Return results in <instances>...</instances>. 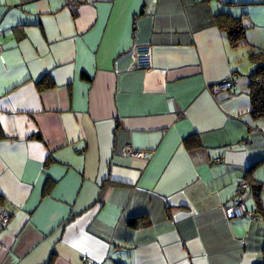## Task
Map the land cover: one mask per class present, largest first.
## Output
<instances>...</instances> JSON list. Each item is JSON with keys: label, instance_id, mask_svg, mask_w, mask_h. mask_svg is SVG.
I'll return each mask as SVG.
<instances>
[{"label": "crops", "instance_id": "obj_1", "mask_svg": "<svg viewBox=\"0 0 264 264\" xmlns=\"http://www.w3.org/2000/svg\"><path fill=\"white\" fill-rule=\"evenodd\" d=\"M0 44V264L264 262V0H0Z\"/></svg>", "mask_w": 264, "mask_h": 264}, {"label": "trees", "instance_id": "obj_2", "mask_svg": "<svg viewBox=\"0 0 264 264\" xmlns=\"http://www.w3.org/2000/svg\"><path fill=\"white\" fill-rule=\"evenodd\" d=\"M77 1V0H76ZM75 1V2H76ZM74 2V3H75ZM217 24L221 27L227 34L230 44L233 47H238L246 42V28L244 27L242 20L240 18L233 17L227 14H221L217 17ZM251 59L257 64L254 71L251 73V104L252 110L251 114L255 118H264V53L255 52L251 54ZM0 137H2V131L0 128ZM189 145V143H187ZM262 161V160H261ZM260 162V161H259ZM256 162L251 167V171L259 163ZM255 193L257 194V203L259 207V212H261V198L259 196L261 187L258 185L254 186ZM263 209V208H262ZM133 226L138 224L135 220H130ZM264 254V250H263ZM116 264H122L116 262ZM260 264H264L260 263Z\"/></svg>", "mask_w": 264, "mask_h": 264}, {"label": "built area", "instance_id": "obj_3", "mask_svg": "<svg viewBox=\"0 0 264 264\" xmlns=\"http://www.w3.org/2000/svg\"><path fill=\"white\" fill-rule=\"evenodd\" d=\"M68 7H71L76 0H65ZM0 44V51L2 50ZM137 55V67L150 69L153 67V49L150 45H139L136 48ZM233 86L236 87L235 79L225 80L216 84L213 87L215 92L229 91ZM125 153L138 159H145L147 154L145 151L135 149L131 146H127ZM248 188V183L245 181L239 182L234 200L227 207H225V213L229 219L240 218L245 215H249L254 219H257L256 215L251 212L246 205L245 189ZM10 219V215L6 211H0V227L7 226Z\"/></svg>", "mask_w": 264, "mask_h": 264}, {"label": "water", "instance_id": "obj_4", "mask_svg": "<svg viewBox=\"0 0 264 264\" xmlns=\"http://www.w3.org/2000/svg\"><path fill=\"white\" fill-rule=\"evenodd\" d=\"M228 93H222L219 97L223 99L224 97H227Z\"/></svg>", "mask_w": 264, "mask_h": 264}]
</instances>
